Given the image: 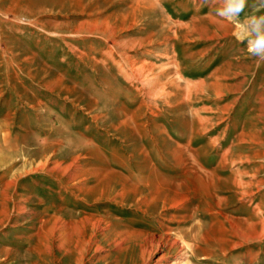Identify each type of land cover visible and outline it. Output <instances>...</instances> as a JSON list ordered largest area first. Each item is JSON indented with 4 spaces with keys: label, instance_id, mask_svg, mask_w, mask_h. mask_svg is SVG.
<instances>
[{
    "label": "rangeland",
    "instance_id": "obj_1",
    "mask_svg": "<svg viewBox=\"0 0 264 264\" xmlns=\"http://www.w3.org/2000/svg\"><path fill=\"white\" fill-rule=\"evenodd\" d=\"M217 6L0 0V264H264V61Z\"/></svg>",
    "mask_w": 264,
    "mask_h": 264
},
{
    "label": "clouds",
    "instance_id": "obj_2",
    "mask_svg": "<svg viewBox=\"0 0 264 264\" xmlns=\"http://www.w3.org/2000/svg\"><path fill=\"white\" fill-rule=\"evenodd\" d=\"M210 2L218 5L215 9L217 16L239 25L238 40L240 43L246 42L247 54L256 58L258 62L264 61V14H256L264 9V0H253L251 5L253 13L244 17L242 21L240 16L249 6V0H210ZM182 264L188 262L184 261Z\"/></svg>",
    "mask_w": 264,
    "mask_h": 264
},
{
    "label": "bare ground",
    "instance_id": "obj_3",
    "mask_svg": "<svg viewBox=\"0 0 264 264\" xmlns=\"http://www.w3.org/2000/svg\"><path fill=\"white\" fill-rule=\"evenodd\" d=\"M62 228V227H61ZM63 229V228H62ZM56 230L57 231H59V229H57L56 228ZM55 229H54V231H56ZM60 238V237H59ZM150 240H151V244H154L155 242H157L156 244H165V245H168V246H171V247H175L176 245H177V243H173V244H171L169 241H166L165 239H163V238H158V239H156L155 237L153 238H150ZM148 241H149V238H148Z\"/></svg>",
    "mask_w": 264,
    "mask_h": 264
}]
</instances>
